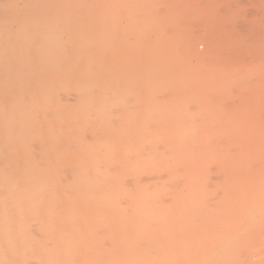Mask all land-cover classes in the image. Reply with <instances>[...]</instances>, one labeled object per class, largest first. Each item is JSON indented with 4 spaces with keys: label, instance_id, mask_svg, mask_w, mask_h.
<instances>
[{
    "label": "rangeland",
    "instance_id": "1",
    "mask_svg": "<svg viewBox=\"0 0 264 264\" xmlns=\"http://www.w3.org/2000/svg\"><path fill=\"white\" fill-rule=\"evenodd\" d=\"M54 7L61 10L57 18L52 12ZM22 75L26 77L22 78ZM0 91L4 97L9 93L18 99L25 96L23 102L16 99L17 103L13 105L14 102L5 101L3 105L7 108H0V116H3L0 117V133L3 135L0 143L4 146L0 151L5 152L3 155L7 158V163L0 161V197L5 196V204L1 205L5 208L0 206V223L7 221L12 225L9 226V235L0 234V264H48L52 260L49 251L54 255L58 251L56 255L59 257L55 258L59 261L54 258L56 264H70L64 261L69 253L73 256L68 246L63 248L62 239L66 236V245L69 241L73 249L76 241L77 246L80 245L75 249L78 251L75 253L81 254L80 259L74 254L79 260L73 258L69 261L82 264L85 258L89 259L88 262L93 260L85 257L88 254H84L85 251L93 256L94 249L98 256L103 254L96 246H89L92 240L98 238L99 246L110 250L114 247L115 252L122 243L119 247L124 252L127 249L124 248L125 239L129 238L126 240L130 242L135 239L133 235L142 241L148 240L144 242L149 244V249L155 246L161 249L158 252L162 251L163 260L157 249H154L157 256L154 250L152 256L149 254L151 249L147 251L144 246V250L142 241H139L142 247L137 250L139 252L142 248L144 255L141 250L139 253L142 254L138 256L144 257L147 251L149 257H153L152 264H167V259L171 264H205L208 261L217 264L216 257L224 251L227 253L219 257L222 264H264V0H0ZM7 97L5 99H9ZM46 107L52 115L46 112ZM49 131L52 136L58 135V141L62 132L63 138L61 136L60 144L56 141V147H64L65 143H61L66 137L68 144L75 146L65 145L69 148L67 153L65 148L63 152L59 148L54 150L55 141L50 139L55 140V137H50L49 141L46 139L51 136ZM41 141L49 147L42 146ZM47 141H53L52 147ZM21 153L25 161L21 160L24 158ZM40 155L47 161L50 159V163L47 164ZM76 166L82 169L78 171ZM137 166L141 168L139 171ZM31 167L36 168L35 171ZM37 168L41 171L38 172ZM83 168L89 171L86 173ZM114 169L121 175L120 180ZM72 170H77L73 173L75 176L71 175ZM29 171L35 172L38 184L44 183L45 179L41 178L45 172H51L47 176L52 179L45 175L49 184L33 187L35 177H31L33 174L30 175ZM56 174L60 175L59 179ZM108 174L117 180L113 181ZM26 175L30 178L27 182H32L33 186L26 182ZM81 175H86L88 180ZM104 175L107 181H104ZM76 177L78 183L74 182ZM121 179L126 180H122L125 187L120 185ZM92 180L97 185L92 186ZM140 181H143L141 186ZM116 182H120V188L113 184ZM105 184L113 188L112 194L109 190L110 196L118 190L113 197L116 201L127 197L120 199L125 204L115 200L116 204L112 203L113 198H107L105 194L108 192L104 190ZM134 186L137 188L135 192ZM128 188L133 192L132 189L126 192ZM99 194L107 195L101 198L111 202L99 201L98 207L95 197ZM139 194H144L143 198ZM132 196L143 200V203L140 201L141 208L145 201L151 210L155 208L153 212L158 217L168 210L166 219L161 217L165 223L149 219L151 225L147 226L145 222L147 224L143 226L142 212L131 211L135 203ZM101 204L106 207L102 205V208ZM116 205L124 213L118 215L120 221L125 216V223L116 222L119 220L116 217L114 220ZM97 207L105 211L102 215L107 222L97 219L99 217L93 212ZM15 208L19 209L16 211ZM5 212L7 216H4ZM50 212L53 218L49 216ZM181 217H184L183 224L176 223ZM61 219L64 222L59 225ZM23 223L32 230L27 232L30 237L21 234L24 233ZM95 223L105 229L99 226L101 233L98 229L91 231ZM116 223L127 226L118 227ZM173 224L181 225L172 228ZM191 224L193 227L195 224V230L190 228ZM85 225H88L91 236ZM196 225L202 228L200 237ZM162 226H169L174 232L173 255L168 252L171 249H166L168 239V244L162 242H165ZM138 227H142L140 231L143 227L147 231L140 233ZM71 229L76 234L70 232ZM154 229L156 232H152ZM176 229L186 235L185 240H188L190 231L196 232L199 239L200 245H196L198 243L190 240L191 234L189 248H186V255L191 253L188 260L178 252L182 242ZM105 230L113 237V244L107 241L111 236L105 239ZM99 233L98 237L96 234ZM5 236H10L7 239L11 241L8 245L13 243L12 248L3 242ZM43 236L49 241L52 237L51 243L44 240L45 244H42L44 241L40 238ZM46 244L47 247H58L50 250L53 247L50 246L46 251L43 248ZM122 251L117 252L120 258L112 257L116 261L111 259L109 263L123 264L125 259L120 261ZM108 253L104 255L105 261L109 259ZM147 254L144 259L147 257L148 262L135 261L140 257L131 260L135 264H151ZM192 254L198 255L197 262ZM176 257H179L178 263L174 261ZM44 258L46 261L43 262ZM99 259L96 264H103Z\"/></svg>",
    "mask_w": 264,
    "mask_h": 264
},
{
    "label": "bare ground",
    "instance_id": "2",
    "mask_svg": "<svg viewBox=\"0 0 264 264\" xmlns=\"http://www.w3.org/2000/svg\"><path fill=\"white\" fill-rule=\"evenodd\" d=\"M1 1H2V0H1ZM4 2H5V1H4ZM48 8H49V6H48ZM48 8H47V9H48ZM41 9H42V8H41ZM44 9H46V8H44ZM73 9H74V8H73ZM73 9H72V10H73ZM75 9H76V8H75ZM54 10H55V7H54ZM1 11H2V10H1ZM55 11H56V12H55ZM55 11L52 10V12L54 13L53 15H56V18H57V16H59L58 13H60L61 10L59 11V10H57V8H56ZM57 11H58V12H57ZM9 12H10V11H9ZM38 12H39V10H38ZM48 12H49V11H48ZM2 13L4 14V12H2ZM39 13H40V12H39ZM56 13H57V14H56ZM3 14H2V15H3ZM5 14H7V11H6V10H5ZM5 14H4L3 16H5ZM48 14H49V13H48ZM51 15H52V14H50V16H51ZM53 15H52V16H53ZM39 16H42V14H40ZM42 17H43V16H42ZM7 18H8V17H7ZM7 18L4 19V20H7ZM16 18H17V17H16ZM38 18H39V17H38ZM43 18H45V17H43ZM43 18H42V19H43ZM51 18H52V17H51ZM53 18L55 19V16H53ZM53 18H52V19H53ZM43 20H44V19H43ZM57 20H58V19H57ZM44 21H45V20H44ZM15 23H16V22H15ZM16 24H17V23H16ZM7 76H8V75H7ZM5 77H6V76H5ZM21 77H22V78H25L26 76L24 77V75H22ZM6 78H7V77H6ZM6 78H4V79H6ZM31 78H32V77H31ZM27 79H28V77L26 78V81H25V80H23V81L27 82ZM22 86H23V85H22ZM90 86H91V88H94V86H93V87H92V85H90ZM14 89H16V88H14ZM89 90H90V88H89ZM91 90H92V89H91ZM12 92H13V91H12ZM0 93L2 94L1 91H0ZM89 93H90V92H89ZM12 94H16V93L13 92ZM2 95H3V96L0 95V99H1L0 101H2V107L0 106V108L6 107V105H3V104H5V103H3V102H5V101H6V102L8 101L9 103H13V102H14L13 105H15V104L17 103V102H16V99H18V98L16 97V95H15V98H13L12 95L9 93V95H8L9 99H5V97H7V95H6L5 97H4V94H2ZM10 95H11L12 98L10 97ZM17 95H18V94H17ZM13 96H14V95H13ZM21 96H22V95H21ZM2 97L4 98V101H3V98H2ZM8 97H7V98H8ZM24 97H25V96H22V98H21V99H18L17 101L24 99ZM19 98H20V97H19ZM13 99H14V100H13ZM10 100H13V101L11 102ZM24 101H25V99H24ZM22 102H23V100H22ZM9 103H8V104H9ZM18 103H19V105H20V102H18ZM88 103H89V102H88ZM19 105H17V106H19ZM84 105H85V104H84ZM8 107H10V106H8ZM6 108H7V107H6ZM46 108H47V109H46V112L48 111L47 113H49L50 115H52L53 113L51 112V110H50L48 107H46ZM4 109H5V108H4ZM86 109H87V108H86ZM5 110H6V109H5ZM49 110H50V111H49ZM43 112H45V110H44ZM51 113H52V114H51ZM49 114H48V115H49ZM0 117H3V116H0ZM4 117H5V116H4ZM10 117H11V116H10ZM91 117H92V116H91ZM3 119H4V118H2V120H3ZM8 119H9V118H8ZM4 120H7V118L5 117ZM4 120H3V121H4ZM7 122H8V121H7ZM96 124H97V123H96ZM0 127H1V126H0ZM51 129H52V128H51ZM0 132H1V131H0ZM3 132H4V131H3ZM49 132H50V131H49ZM50 133H51V132H50ZM50 133H48V134L50 135ZM66 133H67V131H66ZM4 134H5V133H4ZM1 136H3V135H1V133H0V137H1ZM47 136H48V135H47ZM56 136L58 137V135H56ZM56 136H52V133H51V136H49V138H46V137H45V138L48 139V141H49L50 137H51V138L55 137V140H54V139H50V140L55 141V143H53V141H51V142L54 144V145H53L54 150H55V148H59V149H61V151L63 152V148H65L64 151H65L66 153L69 152V151H66V149H67L68 147H67V148L65 147V145H67L68 142H69V140L66 141V138H67V137H66L65 139H62V141L65 140L67 143H66L65 141H63L61 144H64V143H65V145H64V147H62V145H61V147H62V148H61V147H56V146H57V145H56V141H58V140H56V139H57ZM61 136H62V132H61ZM61 136H59V137H60V138H59V139H60V140H59L60 142H61ZM72 137H73V136H72ZM62 138H63V136H62ZM71 139H72V138H71ZM42 140H43V139H42ZM72 140H73V139H72ZM72 140H71V141H72ZM0 141H1V140H0ZM43 141H44V140H43ZM43 141H41L42 144H41V142H40V144H41L42 146L44 145L43 143H45V142H43ZM48 141H47V143L51 145L52 143H49ZM59 141H58V143L60 144ZM75 141H76V140H75ZM69 143H70V142H69ZM0 144H1V143H0ZM12 144H13V143H12ZM12 144L9 145V146L11 147ZM13 145H14V144H13ZM69 145H70V144H68V146H69ZM39 146H40V145H39ZM44 146H45V145H44ZM47 146H48V145H47ZM58 146H60V145H58ZM71 146H72V147H71ZM74 146H75V145H70L69 147L73 148ZM0 147H2V144L0 145ZM3 147H4V146H3ZM3 147H2V148H3ZM10 147H9V149L11 150ZM45 147H46V146H45ZM48 147H49V146H48ZM48 147H46V148H48ZM51 147H52V145H51ZM51 147H50V148H51ZM7 148H8V147H7ZM14 148H15V147H13V149H14ZM39 148H40V147H39ZM50 148L48 149L49 152H50V150H51ZM53 148H52V149H53ZM3 149H4V148H3ZM19 149H20V148H19ZM22 149H23V148H22ZM59 149H58V150H59ZM68 149H69V148H68ZM68 149H67V150H68ZM0 150H1V149H0ZM20 150H21V149H20ZM24 150H26V149H24ZM42 151H43V153L45 152L43 149H42ZM42 151H41V152H42ZM52 151H53V150H52ZM61 151H59V152L62 154ZM49 152H47L46 154H49ZM73 152H74V151H73ZM3 153H5V152H3ZM3 153H2V151H0V161L3 162V163H5L7 158L4 157ZM14 153H15V152H13V154H14ZM55 153H57V151H56ZM55 153L53 152L52 155H54ZM60 153H58L57 155L59 156ZM7 154H8V157L10 158V154H9V153H7ZM13 154H12V155H13ZM21 154H22V153H21ZM46 154H44L45 157H46ZM41 155H43V154L41 153ZM41 155H40V156H41ZM5 156H6V155H5ZM22 156L24 157L23 154H22ZM38 156H39V154H38ZM58 156H56V157H58ZM26 157H27V155H26ZM41 157H42V156H41ZM45 157H44V158L42 157V159H44L45 161H47ZM60 157H61V155H60ZM60 157H58V158H60ZM15 158H16V157H15ZM23 159H24V161H25L26 158H25V157H24V158H21L22 161H23ZM38 159L40 160L39 157H38ZM48 159H49V158H48ZM19 160H20V159H19ZM55 160H56V159H55ZM95 160H96V159H95ZM48 161H49V162H48ZM48 161L46 162L47 164L50 163V159H49ZM97 161H98V160H97ZM1 162H0V163H1ZM8 162H9V161H8ZM84 162H85V161H84ZM3 163L1 164V165H2L1 167H2V168L4 167V166H3V165H4ZM6 163H7V162H6ZM59 163H60V162L58 161V164H57L58 166H59ZM89 163H90V162H89ZM91 163H92V162H91ZM91 163H90V164H91ZM100 163H101V162H100ZM9 164H10V162H9ZM12 164H13V163H12ZM37 164H38V163H37ZM39 164H40V167H42V166H41V163H39ZM39 164H38V165H39ZM47 164H46V165H47ZM70 164H71V163H70ZM83 164L85 165V163H83ZM10 165H11V164H10ZM57 165H55V166L57 167ZM86 165H87V164H86ZM96 165H97V163H96ZM142 165H143V168H144V163H143ZM6 166H7V165H6ZM15 166H16V165H15ZM33 166H34V165H33ZM49 166H50V165H49ZM62 166H63V164H62ZM80 166H82V165H80ZM138 166H139V165H138ZM138 166H137L136 168H137V170L139 171V169H141V168H138ZM34 167H35V166H34ZM68 167H69V165H68ZM84 167H85V166H84ZM104 167H105V166H104ZM107 167H108V166H107ZM107 167H105V169H107ZM51 168H53V166H52ZM57 168H59V167H57ZM60 168H62V167H60ZM64 168H65V171H66V167H64ZM76 168H77V166H76ZM78 168H79V169H78ZM78 168H77L78 171H80V170L82 169L81 167H78ZM80 168H81V169H80ZM110 168H111V167H110ZM3 169H4V168H3ZM19 169H20V167H19ZM31 169L34 170V169H36V168L31 167ZM31 169H30V171H31ZM40 169H41V168H40ZM44 169L47 170L45 167H44ZM53 169H54V168H53ZM67 169H68V168H67ZM69 169H70V168H69ZM85 169H86V168H85ZM90 169H91V168H90ZM6 170H7L8 173H10V172L8 171V169H6ZM16 170H17V168H16ZM50 170H51V169H50ZM54 170H55V169H54ZM57 170H58V172L60 171L59 169H57ZM70 170H71V169H70ZM77 170H76V171L74 170V171L77 172ZM83 170H84V168H83ZM94 170H95V169H94ZM94 170H93V171H94ZM107 170H108V169H107ZM111 170H113V168H111ZM114 170H115V169H114ZM137 170H135V171H137ZM10 171H11V170H10ZM30 171H29V172H30ZM34 171H35V170H34ZM37 171L39 172V171H41V170H39V169L37 168ZM47 171H48V170H47ZM55 171H56V170H55ZM61 171H62V169H61ZM67 171H68V170H67ZM67 171H66V172H67ZM72 171H73V170H72ZM74 171L71 173V175H72L73 173H75ZM88 171H89V169H88ZM88 171H87V170H86V171L84 170V172H86V173H87ZM98 171H99V169H98ZM108 171H110V169H109ZM115 171H116L115 176L117 177L116 174H119V173L117 172V169H116ZM115 171H113V175H114V172H115ZM119 171L121 172V170H119ZM143 171H144V169H143ZM18 172H19V171H17V173H18ZM94 172H95V171H94ZM102 172H103V171H102ZM102 172H100V173H102ZM110 172H112V171H110ZM27 173H28V172H27ZM30 173H31V172H30ZM30 173H29V174H30ZM36 173H37V172H36ZM47 173H48V172H47ZM47 173L45 172V175H46V177L48 178L49 175L47 176ZM50 173H51V172H50ZM50 173H48V174H50ZM56 173H57V172H56ZM95 173H97V175H98V172H95ZM32 174H33V173H31L30 175H32ZM34 174H35V172H34ZM34 174H33L31 177H33V178L35 177V179H34L35 181H34L33 178H32V180L35 182V186L32 185V182H31V184H30V182H29V183L27 182V181L30 180V178L28 177V175H26L27 179L25 178V180H26V182H27L28 184H30V185L33 186V187H37V186H40V185L43 186L42 184H44V183H45V185H44V187H45L47 184H49V180H48V179H47L48 182H46V177H44L45 175H43V178H41L42 180L45 179V180H44V183H42V184H38L39 181H36L37 178H36V175L34 176ZM42 174H44V173H42ZM59 174H61V172H60ZM67 174H68V173H67ZM78 174H79V173H78ZM104 174H105V173H104ZM137 174L139 175V172H138ZM54 175H55V173H54ZM73 175H74V174H73ZM75 175H76V174H75ZM75 175H74V176H75ZM86 175H87V174H86ZM86 175H85V176H86ZM94 175H95V174H94ZM119 175H120V174H119ZM119 175H118L119 178L117 177L118 180H120V177H121V175H120V176H119ZM8 176H9V174H8ZM16 176H17V175H16ZM56 176H58V175L56 174ZM59 176H60V175H59ZM59 176L57 177L58 179L60 178ZM81 176H82V175H81ZM85 176H82V177H85ZM99 176H100V174H99ZM104 176H105V177H104V178H105L104 181H107V180H106V175H104ZM108 176H109L111 179L113 178V179H112L113 181H114V180H117V179H115L113 176H111V175H109V174H108ZM22 177H23V176H22ZM88 177H89V176H87V178H88ZM100 177H102V176H100ZM10 178H11V176H10ZM28 178H29V180H28ZM49 178H50V177H49ZM121 178H122V177H121ZM13 179H14V178H13ZM23 179H24V178H23ZM41 179L39 178L40 181H42ZM50 179H52V178H50ZM75 179H76V180H75L74 182H75V183H78V177H76ZM84 179H85L86 181L88 180V179H86V177H85ZM56 180H57V179H56ZM65 180H66V179H65ZM73 180H74V179H73ZM102 180H103V179H102ZM112 180H111V182H112ZM122 180H123V179H121V183H120V182H119V183H120V185H121L122 187H123V186L125 187L126 185L123 184ZM137 180H139V179H137ZM57 181H58V180H57ZM89 181H90V180H89ZM123 181H126V180H123ZM133 181H134V180H133ZM135 181H136V178H135ZM135 181H134V182H135ZM1 182H2V181H1ZM1 182H0V183H1ZM15 182H16V180H15ZM17 182H18V181H17ZM21 182L24 183V180H23V181L21 180ZM36 182H37V183H36ZM59 182H61V180H60ZM59 182H58V183H59ZM62 182H63V181H62ZM79 182H80V180H79ZM91 182H93V183L95 182V183L93 184V183H91ZM91 182H88V184L91 183L92 186L96 184V181H94V180H92ZM128 182H129V181H128ZM138 182H139V181H138ZM141 182H143V181H140V183H139L140 186L142 185ZM81 183H82V181H81L79 184H81ZM103 183H104V182H103ZM107 183H108V182H107ZM119 183L117 184V182H116V183H113V184H117L116 187H119ZM37 184H38V185H37ZM59 184H60V183H59ZM125 184H126V183H125ZM96 185H97V184H96ZM102 185H103V184H102ZM131 185H133V184H131ZM135 185H137V184H135ZM2 186H3V185H2ZM14 186H16V185H14ZM105 186H106V184H105ZM137 186H138V185H137ZM143 186H144V185H143ZM3 187L5 188V186H3ZM102 187L104 188V186H102ZM110 187L112 188V186H109V187L106 186V188H105L104 190H106V191H108V192L105 193V194L108 195L109 190H110L111 194L114 192V191H113V188H112V190H111ZM0 188H2V187H0ZM14 188H16V187H14ZM17 188H18V186H17ZM108 188H110V189H108ZM119 188H120V187H119ZM135 188H136V186H134V188H133V189H134V192H135ZM5 189H6V188H5ZM114 189H117V188H114ZM121 189H122V191H124L123 188H121ZM130 189H132V188H130ZM130 189H129V188H128V189H125V191H126V192H127V190L131 191ZM133 189H132V192H133ZM142 189H143V188H142ZM145 189H146V188H145ZM136 190H137V188H136ZM146 190H147V189H146ZM101 191H102V190H101ZM106 191H103V192H106ZM138 191H139V190H138ZM138 191H137V192H138ZM147 191H148V190H147ZM103 192H100V193L102 194ZM126 192H124V193H126ZM140 192H141V190H140ZM116 193H118V190H117V192H115V194H116ZM141 193H143V190H142ZM105 194H104V196H105ZM115 194H114V195H115ZM128 194H129V192L127 193V195H128ZM134 194H135V193H134ZM144 194H146V193H144ZM144 194H142V195L139 194V195H140L139 197H140V198H143V195H144ZM99 195H100V194H99ZM99 195H98V196L96 195V197L99 198V199L96 200V197H95V201H96V204H97V205H98V202H99V201H101V202L103 201V199L101 198L103 195H100V196H99ZM107 195H106V196H107ZM114 195H113V196H112V195H111V196L108 195L107 198H108L109 196L113 198ZM125 195H126V194H125ZM147 195H148V194H147ZM104 196H103V197H104ZM106 196H105V197H106ZM116 196H117V195H116ZM158 196H159V195H158ZM110 197H109V198H110ZM118 197L120 198L121 195L118 194ZM125 197H126V196H125ZM129 197H130V195H129ZM132 197H133V196H132ZM132 197H131V199L134 198V197H133V198H132ZM139 197L137 196L136 199L134 198L135 203H133L134 205H133V209H131V211L134 210L133 212H142L143 222H142L141 224H143V226H144L145 224H147V223L149 222V219H151L153 222H154V221H155V222L157 221V223H159V222L161 221L162 223H165V222H164V219H162L161 217H163V218L167 217L168 214L166 215V213L168 212V210L165 211V214H163L162 212H161V213L159 212V213H160V216L158 217V215H157L155 212H153V210L155 211V208L153 207L154 209L151 210L152 208L146 206V205H147V204H145L146 201L144 202L143 208H141L142 205H141L140 201H141L142 199H140ZM107 198H104V199H106L105 201H107ZM126 198H127V197H126ZM126 198H124V199H126ZM144 198L146 199V196H145ZM10 199H11V198H10ZM12 199H13V198H12ZM12 199H11V200H12ZM101 199H102V200H101ZM110 199H111V198H110ZM110 199H108V201H110ZM120 199L124 200L122 197H121ZM120 199H119V201H122V200H120ZM139 199H140V200H139ZM4 200H5V196H4V198H3V197H0V206H1L2 204H5V202H3ZM112 200H113L112 203H114V200H115V202H119V201H116L115 198H113ZM128 200H129V199H128ZM134 200H132L131 202H133ZM105 201H103V203H104V204H107L108 201H107L106 203H105ZM125 201H126V203H128L127 200H125ZM138 201H139V202H138ZM142 201H143V200H142ZM142 201H141V202H142ZM11 202H12V201H11ZM14 202H16V201H14ZM110 202H111V201H110ZM122 202H123V201H122ZM137 202H138V203H137ZM112 203H111V204H112ZM119 203H120V202H119ZM123 203H124V202H123ZM139 203H140V204H139ZM142 203H143V202H142ZM156 203H157V201H156ZM158 203H159V200H158ZM104 204H101L100 206L102 207V205L104 206ZM109 204H110V203H109ZM109 204H108V205H109ZM111 204L109 205L110 208H112V205H111ZM114 204H116V203H114ZM114 204H113V206H114ZM124 204H125V203H124ZM124 204H123L122 206H124ZM137 204H138V205H137ZM148 204H151V202L148 203ZM152 204H153V203H152ZM175 204H176V203H175ZM7 205H8V204H7ZM128 205H129V204H128ZM131 205H132V203H131ZM157 205L159 206V204H157ZM125 206H126V205H125ZM134 206H135V207H134ZM138 206H139V207H138ZM144 206H145V207H144ZM153 206H154V205H153ZM1 207H2V206H1ZM98 207H99V205H98ZM98 207H97V208H98ZM104 207H106V205H105ZM114 207H115V206H114ZM114 207H113V208H114ZM136 207H138V210H136ZM151 207H152V206H151ZM4 208H5V207H2V209H4ZM97 208H96L95 210H93V212L99 217V218H97V219H98L99 221H100V219H103V220H102V222H103V221L105 220V219H104V216L102 215V214H104V213H103L104 210L102 211V210H100V208H98V209H97ZM102 208H103V207H102ZM169 208H170V207H169ZM171 208H172V207H171ZM7 209H8V208H7ZM11 209H14V208L11 207ZM15 209H16V208H15ZM18 209H19V208H17L16 211H17ZM116 209H117V213L115 212ZM116 209H115V211H114V209H113V212L116 214L115 216H113V218L116 217L117 220L119 219V220L116 221V222H119V221H120V217H119L118 213H119V214H122V216H123L124 213L121 211V208L119 209V208L117 207V205H116ZM125 209H126V208H125ZM125 209H123V210H125ZM139 209H140V211H139ZM173 209H174V208H173ZM9 210H10V207H9ZM118 210H119V212H118ZM128 210H130V209H128ZM128 210H127V212H128ZM146 210H151V212H149V211L147 212ZM4 211H6V209H5ZM104 212H105V211H104ZM109 212H110V211H109ZM120 212H122V213H120ZM3 213H4V212H3ZM50 213H51V214H50ZM50 213H49V216H51V218H53L52 216H54V215L52 214V212H50ZM152 213H153L154 215H157V216L152 215ZM159 213H158V214H159ZM98 214H99V215H98ZM105 214H106V213H105ZM109 214H110V213H109ZM112 214H113V213H112ZM112 214H111V215H112ZM129 214H130V213H129ZM150 214H151L152 218L150 217ZM0 215L2 216L1 209H0ZM12 215H13V214H12ZM4 216H7L6 212H5ZM105 216H106V215H105ZM122 216H121V218H122ZM144 216H145V217H144ZM148 216H149V217H148ZM65 217H66V216H65ZM65 217H63V218H65ZM111 217H112V216H111ZM216 217H218V216L216 215ZM216 217H215V218H216ZM4 218H5V217H4ZM4 218H2V219H4ZM6 218H7V217H6ZM49 218H50V217H49ZM113 218H112V219H113ZM116 218H115L114 220H116ZM137 218H138V217H137ZM146 218H147V219H146ZM181 218H182L181 220H178V219H177V220H176V223H180V222H181V224H183V221H182V220H183L184 217H181ZM218 218H219V217H218ZM124 219H125V216L122 218V221H120V224H121V222L125 223V222L123 221ZM155 219H156V220H155ZM160 219H161V220H160ZM165 219H166V218H165ZM114 220H112V221L115 222ZM144 220H145V221H144ZM146 220H147V221H146ZM162 220H163V221H162ZM201 220H202V219H201ZM18 221H20V220H18ZM62 221L64 222V220L61 219V220L58 222V224H59V223H60V224L63 223ZM105 221H106V220H105ZM109 221H110V220H109ZM170 221H171V219H170ZM173 221H174V220H173ZM184 221H185V220H184ZM6 222H7V221H6ZM6 222L3 223V224L0 223V224H1V225H0V234H2V232L8 234L9 229H10L9 226H12V225H9L10 223L7 224ZM8 222H9V221H8ZM81 222H83V221H81ZM106 222H107V221H106ZM145 222H147V223H145ZM161 222H160V223H161ZM174 222H175V221H174ZM174 222H173V223H174ZM198 222H199V221H198ZM217 222H218V219H217ZM11 223H12V222H11ZM19 223H20V222H19ZM109 223H110V222H109ZM123 223H122V225H123ZM144 223H145V224H144ZM168 223H169V222H168ZM194 223H195V222H194ZM214 223H216V220H215ZM16 224H17V223H16ZM24 224H25V223H23V232H24V233H21V234L25 237V235L28 234V233H27V232H28V229L30 230V228H28L29 226H28V227H27L26 225L24 226ZM60 224H59V225H60ZM111 224H112V226H113L114 223H111ZM116 224H117V223H116ZM129 224H130V223H129ZM129 224H128V225H129ZM181 224H177L176 226H174V224H173L172 228H173V227H174V228H175V227H176V228H179V225H181ZM216 224H217V223H216ZM218 224H219V223H218ZM14 225H15V224H14ZM14 225H13V226H14ZM92 225H93V224H91V226H89V228L92 227ZM97 225H98V226H97ZM117 225H118V224H117ZM122 225H118V227H125V226H127L126 224H125V226H122ZM150 225H151V224H150ZM150 225H149V223H148L147 226H150ZM155 225H156V223H155ZM162 225H163V224H162ZM164 225H165V224H164ZM75 226L77 227V225H75ZM75 226H72L71 228H74ZM87 226H88V225H85L84 228H87V229H88V230H86V231H87V234H90L89 236H91V234H92V233H91L92 229L96 230V229L99 228L100 225L95 223V224H94L95 228L92 227V228H91V231L89 230V228H88ZM96 226H97V227H96ZM114 226H115V224H114ZM153 226H154V225H153ZM165 226H166V225H165ZM165 226H164V228H163V226H162V229H163L162 231H163L164 234L162 233V231H161L160 233H162V235L164 236L165 242H166V240L168 239L167 241H168L169 244H168L167 242L165 243L164 241H162L164 245L168 244V247L166 246V249H167V251H168V249H171V246H172V247L175 246V241H173V240H174V237L172 236V234H173L174 232H172V231L169 229V228H170L169 226H167V227H165ZM100 227L103 228L104 226H100ZM129 227H131V225H130ZM132 227H133V226H132ZM157 227H158V226H157ZM157 227H156V229H157ZM192 227H193V225L191 224V226H190L191 229H194L195 224H194V227H193V228H192ZM196 227L199 228V225H196ZM214 227H215V226H214ZM48 228H49V227H48ZM115 228H116V226H115ZM143 228H144V229L140 231V229H142V227H141V228L138 227V231H139L140 233H142V231H143V232H146V231H147V230H146L147 228H146V229H145V227H143ZM154 228H155V227H154ZM158 228H161V227H158ZM12 229H13V228H12ZM74 229H75V228H74ZM74 229H73V230L71 229V230H69V231H70V232L73 231V232L75 233ZM103 229H105V228H103ZM150 229H151V228L149 227V230H150ZM168 229H169V231H168ZM213 229H214V228H213ZM6 230H7V231H6ZM164 230H165V232H164ZM176 230H178V229H176ZM176 230H175V231H176ZM189 230H190V229H189ZM194 230H195V229H194ZM200 230H202L201 227H200V228L198 229V231H197V234H198V235L196 234V232L194 233V231H190V232H188V233H189V234H188L189 236L187 235V236H188V237H187L188 240H189V238H190V236H191V234H192L190 240H192V241L194 240L193 242H194L195 244L198 243V244H196V245H200V242H199V239H198V237H200V234H199ZM4 231H6V232H4ZM30 231L32 232V230H30ZM88 231H89V232H88ZM98 231H99V229H98ZM105 231H106V232H105V239H108L107 237H109V236H111V235L108 236V235H107V230H105ZM154 231H155V229L152 230V232H154ZM159 231H160V230H159ZM159 231H157V232H159ZM179 231H180V229L177 231V234L179 233V238H180L179 241L182 242V243H181L182 246L179 247V251H178V252H180V254H182L183 256L185 255L184 257L187 259V257L191 254V253H190L189 255H186V254H188V250H187V249L189 248V245H190V244L188 243V242H189L188 240H185V238H183L185 234H183V232L180 231V232L182 233V236H181V233H180ZM212 231H213V230H212ZM212 231H211V232H212ZM59 232H60V231H59ZM78 232H79V230H78ZM78 232H77V235L80 237V234H79ZM95 232H96V231H95ZM95 232H94V234H95ZM99 232L101 233V231H99ZM118 232H119V231H118ZM155 232H156V231H155ZM170 232H171V233H170ZM211 232H210V233H211ZM60 233H61V232H60ZM60 233H59V236H60V237H63L62 234H60ZM96 233H98V232H96ZM100 233H99V234H96V235L99 237ZM110 233H111V232H110ZM110 233L108 232V234H110ZM121 233H122V232L120 231V234H121ZM166 233H168V234L166 235ZM169 233H170V234H169ZM186 233H187V232H186ZM203 233H204V232H203ZM21 234H20V235H21ZM75 234H76V233H75ZM102 234H104V233H102ZM112 234H114V233H112ZM195 234H196L198 237H196ZM8 235H9V234H8ZM22 235H21V236H22ZM28 235H29V237H30V233H29ZM49 235L51 236L52 234L49 233ZM67 235H69V236H68V238H69V237H70V234L67 233ZM72 235H73V234H72ZM123 235H124V233H123ZM123 235H122V236H123ZM153 235H155V234H153ZM169 235H170V236H169ZM193 235H194V237H193ZM204 235H205V234H203V236H204ZM78 236H77V237H78ZM81 236H82V235H81ZM130 236H131V235H130ZM133 236H135V239L133 240V238H132V239H131L132 241H130V242L126 240V239H129V238H126V239H125L124 236H123V238L125 239L126 243L128 244V245H126V243H124V244L126 245V246L124 245V248H125V249H126V248H127V249L129 248V251L133 253V254L130 253V255H128L129 251H128L127 249L125 250V249L123 248L125 251H124V252L122 251V248H120V247H121L120 245H122V243H121L120 240H118V242L121 243V244L119 245L120 247L118 246V249L120 248V250L123 252V254H121V256H122V255L124 256V258H123V256L121 257L122 259H120V261L125 259V260H124L125 262L122 261L123 264H127V263H129V262H130L129 264H133L134 262H133L131 259H133V258L138 259L139 257H140V258H139L140 260H139V259H138V260L133 259V260H135V261H137V262H138V261L141 262L142 260H144V261L146 260V262H148L147 257L144 259V257H145L146 254L148 253V252H147L148 250L151 249L150 252H149V254H151V255L153 254V253L151 252L152 250L157 249V250H156L157 252H158L159 250H161V249H159L158 247L156 248V246H155V248H153V249H152L151 247H150V249H149V248H148L149 246L147 247V245H149V244L146 243V245H145V242H147L148 240H146V241L143 240V241H142V240L138 239L136 235H133ZM167 236H168L169 238H168ZM201 236H202V235H201ZM2 237H3V236H2ZM5 237H6V236H5ZM5 237L3 238V242H4V241L6 242V243L4 242L5 245H6V244H7V245L10 244L11 241H9V239H7V238H9L10 236H9V237H6L7 240L5 239ZM11 237H12V236H11ZM32 237H34V236L32 235ZM46 237L48 238L47 235H46ZM66 237H67V236H66ZM66 237H63V239H62V243L64 242L63 244H65L64 247H63V244H62V247L65 248V247L68 246L67 249H68V250L70 249L71 251H73V252H72V255H73V256H71L70 253H69L70 256H69V255H66L68 258L64 255V253H65V254L68 253V250H67V252H65L66 250L64 251V253L62 252V255H64V256L66 257V259H67V260H64V259H63V260L66 261V262L68 261V262L71 264L72 261H69V260H74V259H75V261H77V260L80 259L79 255H81V254H80V253H78V254L75 253V251H76L75 249H76V248L79 249V246H80V245L77 246V244H79V243H78V241H76V245L74 244V245L76 246V248L73 249V248H74L73 245H69V244H71V241L68 240L70 243H68V245H66V244H67V243H66L67 239H65ZM79 237H78V238H79ZM115 237H116V236H115ZM128 237H129V236H128ZM158 237H159V236H158ZM185 237H186V235H185ZM192 237H193V238H192ZM206 237H207V236H206ZM216 237H217V236H216ZM221 237H224V236H221ZM225 237H226V235H225ZM47 238H45V237L43 236V237L40 238V240H42V241L45 240V241H48V243H51L50 241H51L52 237H51L50 241H49V239H47ZM112 238H113V237L111 236V237H109V239L107 240V241H109V243H111V244H113V243H112V240H111ZM153 238H155V237H153ZM172 238H173V239H172ZM182 238L185 240L184 242H183ZM187 238H186V239H187ZM195 238H197L198 241H197ZM201 238H202V237H201ZM207 238H208V237H207ZM4 239H5V240H4ZM32 239H33V238H32ZM32 239H31V240H32ZM46 239H47V240H46ZM57 239H58V238H57ZM69 239H70V238H69ZM73 239H74V235H73ZM82 239H83V238H81L80 241H81ZM169 239H172V240L169 241ZM233 239H234V238H233ZM74 240H75V239H74ZM90 240H92V239L90 238ZM96 240L99 241L98 238H97V239H94L95 242L92 240L91 242H92L93 244L91 243V245H89V246H90V247H92V246H93V247L96 246L95 248H97V250H98L99 252L101 251V253H103V254H102V255L100 254L101 256H98V252H96L95 249H94L93 251H94L95 254L97 253V254H96L97 256H96L95 254H94V256H93L92 254H90L91 252H90V253H89V252H86V251L84 250L85 248H84L83 250L81 249L82 252L85 251V252H83L84 254H85V253H88V254H85V257H86V255H87V257L89 256L90 259H91V258L93 259V260H91L90 262H88L89 259H88V260H87L86 258H85L86 260H85V259H84V260L82 259V260H83V263L81 262L82 264H88V263H89V264H93V263L96 264V262H97L96 260L99 259V258L104 262L103 264H105V263H106V264H111L112 262L109 263V261L112 259V257H116V259L120 258L119 255H118V253H121L120 250L117 249L116 252H115V248H114V247H112V248L114 249V251H112L113 249L110 250V248H108V247H107V248H106V247H105V248H104V247L102 248L101 246H99V244H97V241H96ZM100 240H101L102 242L105 243L104 238H101ZM203 240L205 241V239H203ZM42 241H41V243H42ZM45 241H44L42 244H45ZM58 241H60V240L58 239ZM58 241H57V242H58ZM122 241H123V240H122ZM137 241H138V242H137ZM139 241H140V242L142 241V243H143V248H144V246L147 247V248H146L147 251H145L146 253H145V256H144V257H143V255H144L143 252H144V251H143L142 248L139 250V252L142 250L143 255H142V256H138V254H139V255L142 254V253L140 254V253L138 252V250H137V247L140 248L139 246H141V244H142V243H139ZM144 241H145V242H144ZM155 241H156V240H155ZM172 241H173V243H172ZM201 241H202V240H201ZM220 241H221V239H220ZM225 241H226V240H225ZM170 242H171V243H170ZM180 242H179V244H180ZM229 242H230V240H229ZM229 242H228L227 244H229ZM58 243H59V242H58ZM60 243H61V242H60ZM60 243H59V245L61 246ZM87 243H88V242H87ZM109 243H108V244H109ZM132 243H133V245H132ZM136 243H139V245L136 244ZM150 243H151V241H150ZM156 243H157V242H156ZM212 243H213V242H212ZM235 243H236V242H235ZM89 244H90V243H89ZM117 244H118V243H117ZM171 244H172V245H171ZM173 244H174V245H173ZM179 244H178V245H179ZM224 244H226V242H225ZM233 244H234V241H233ZM81 245H83V244L81 243ZM104 245H105V244H104ZM136 245H137V246H136ZM151 245H152V244H151ZM151 245H150V246H151ZM154 245H156V244H154ZM169 245H170V246H169ZM8 246H9V247L11 246V248H12V247H13V243H12L11 245H8ZM45 246H46V248H45V247H43V248H44V250L47 251V248H50V246L52 247L53 245H50L49 247H47L48 245L46 244ZM70 246H71V247H70ZM106 246H108V245H106ZM152 246H153V245H152ZM217 246H218V244H217ZM227 246H228V245H227ZM54 247H58V246H53L52 248H50V250H52ZM93 247H92V248H93ZM130 247H131V248H130ZM141 247H142V246H141ZM153 247H154V246H153ZM176 247H177V246H176ZM182 247H183V248H182ZM190 247H193V245L191 244ZM194 247H195V245H194ZM225 247H226V246H225ZM32 248H33V247H32ZM32 248H31V249H32ZM186 248H187V249H186ZM217 248H218V247H217ZM226 248H227V250H229V249H228L229 246L226 247ZM226 248H225V250H226ZM29 249H30V248H28V250H29ZM31 249H30V250H31ZM65 249H66V248H65ZM72 249H73V250H72ZM100 249H101V250H100ZM106 249H108L110 252L108 253V251H107ZM135 249H136L137 251H136ZM184 249H185L186 251H184ZM10 250H11V249H10ZM44 250H43L42 252H44ZM48 250H49V249H48ZM104 250H105V251H104ZM144 250H145V248H144ZM172 250H173V251H172ZM176 250H178V248H177ZM194 250L196 251L197 249H194ZM194 250H193V251H194ZM199 250H200V249H199ZM216 250H217V249H216ZM231 250H232V249H231ZM46 251H45V252H46ZM61 251H62V250H61ZM127 251H128V252H127ZM135 251H136V252H135ZM170 251H172V252H170ZM181 251H182V252H181ZM223 251H224V250H223ZM0 252H2V251H0ZM31 252H32V251H30V253H31ZM37 252H38V251H37ZM37 252H36V250H35V253H37ZM42 252H41L40 254H42ZM45 252H44V255H47L46 257H48L49 254H51L52 256L54 255L53 253H50V251H49V254H48V253L46 254ZM57 252H58V251H56L55 253L57 254ZM76 252H78V251H76ZM117 252H118V253H117ZM126 252H127V253H126ZM134 252H135V253H134ZM153 252H155V250H154ZM168 252H169L170 254H172V255L175 254V253H174V248L171 249V250H169ZM183 252H184V253H183ZM191 252H192V251H191ZM196 252H197V251H196ZM196 252H194V253H196ZM205 252H206V250H205ZM211 252H212V251H211ZM59 253H60V252H59ZM59 253H58V254H59ZM92 253H93V252H92ZM105 253H108V254H107V258H109V259L106 260V261H105V259H104L105 256H106ZM111 253H112V255L109 256ZM125 253H126L128 256H127ZM136 253H137V254H136ZM158 253H159L160 256H161L162 251H160V252H158ZM169 253H168V254H169ZM176 253H177V252H176ZM192 253H193V252H192ZM199 253H200V252H199ZM202 253H203V252H202ZM213 253H214V252H213ZM226 253H227V252L224 251V253H222V254H220V255H218L219 253L217 254L218 257H216V259H215V260H217V264H222V261H223V260H220L219 257H220L221 255L223 256V255L226 254ZM56 254H55L53 257H52L51 255H49V257H51V259H52V260H51L52 263H51L50 259L48 260L46 257H45V258H46L48 261H50V262H49L50 264H56V263H55V260H56L55 256H56L57 258L59 257V256H57ZM74 254H75L77 257H79V259H78ZM149 254H147L148 257H149ZM155 254H156V252H155ZM155 254H153V255H155ZM178 254H179V253H178ZM197 254H198V253H197ZM104 255H105V256H104ZM114 255H115V256H114ZM117 255H118V257H117ZM131 255H132V256H131ZM153 255H152V256H153ZM210 255L213 257V254H210ZM0 256H1V255H0ZM2 256H3V255H2ZM74 256H75V257H74ZM130 256H131V258H129V259H130V260H129L127 257H130ZM155 256H157V254H156ZM222 256H221V257H222ZM65 257H64V258H65ZM71 257H72V258H71ZM89 257H88V258H89ZM110 257H111V258H110ZM161 257H162V260H163V259H164L163 256H161ZM190 257H191V256H190ZM192 257H194V258H195V261L197 262L196 258L198 257V255H197V257H195V256L192 254ZM15 258H16V257H15ZM45 258H44V259H45ZM54 258H55V260H54ZM73 258H74V259H73ZM76 258H77V259H76ZM178 258H179V257H176V258L174 259V261H175L176 263H178ZM194 258H193V259H194ZM46 259L43 260V262L46 261ZM100 259H99V260H100ZM103 259H104V260H103ZM116 259L114 258V259H112V260L116 261ZM127 259H128V261H127ZM150 259H151V260H150ZM152 259H153V257H149V260H150V263H151V264H152V261H153ZM0 260H1V259H0ZM61 260H62V259H61ZM99 260H98V262H100ZM154 260H155V259H154ZM157 260H158V259H157ZM159 260H161V259H159ZM187 260H188V259H187ZM202 260H203V259H202ZM202 260H201V261H202ZM206 260H208V256H207V259H206ZM58 261H59V260H58ZM58 261L56 260V262H58ZM131 261H132V262H131ZM165 261L167 262V264H168V263H169V264L172 263V262L169 261L168 259L165 260ZM168 261H169V262H168ZM174 261H173V262H174ZM190 261H191V260H189V262H190ZM213 261H214V260H213ZM0 262H1V261H0ZM53 262H54V263H53ZM84 262H85V263H84ZM87 262H88V263H87ZM107 262H108V263H107ZM126 262H127V263H126ZM170 262H171V263H170ZM191 262H192V261H191ZM205 262H207V261H205ZM1 263H2V262H1ZM49 263H48V264H49ZM135 263H136V262H135ZM135 263H134V264H135ZM160 263L162 264V263H164V262H160ZM160 263H159V264H160ZM7 264H8V263H7ZM10 264H11V263H10ZM13 264H14V263H13ZM18 264H19V263H18ZM63 264H64V263H63ZM73 264H74V263H73ZM101 264H102V263H101ZM120 264H121V263H120ZM138 264H139V263H138ZM144 264H147V263H144ZM164 264H165V263H164ZM195 264H196V263H195ZM201 264H203V263H201ZM205 264H212V263H210V262L208 261V262L205 263Z\"/></svg>",
    "mask_w": 264,
    "mask_h": 264
}]
</instances>
